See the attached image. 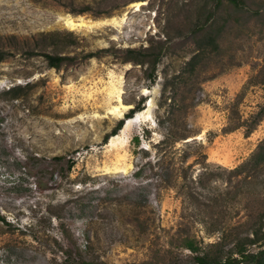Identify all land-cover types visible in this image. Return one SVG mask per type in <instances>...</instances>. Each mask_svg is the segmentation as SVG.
<instances>
[{
	"label": "rangeland",
	"instance_id": "374dc122",
	"mask_svg": "<svg viewBox=\"0 0 264 264\" xmlns=\"http://www.w3.org/2000/svg\"><path fill=\"white\" fill-rule=\"evenodd\" d=\"M238 4L0 0V264H197L186 235L214 256L264 246V165L248 180L222 171L264 141V0ZM124 11L121 27L62 24ZM40 47L76 59L55 69L28 53ZM146 47L160 58L154 80L128 61ZM114 86L129 105L121 116L109 111ZM147 108L110 144L119 120ZM167 132L162 183L153 155ZM207 165L213 175L192 181Z\"/></svg>",
	"mask_w": 264,
	"mask_h": 264
},
{
	"label": "trees",
	"instance_id": "16d2710c",
	"mask_svg": "<svg viewBox=\"0 0 264 264\" xmlns=\"http://www.w3.org/2000/svg\"><path fill=\"white\" fill-rule=\"evenodd\" d=\"M216 1H217V4L220 5L222 4L224 0H216ZM227 1L230 4H232L234 8L236 9L240 8L238 4V0H227ZM54 34H44L43 33L41 34V37L47 38V37L53 36ZM65 36H66V39H68L64 42L66 47L74 46L78 42V39L75 38L71 32H67ZM50 45L51 44L47 46L51 47ZM53 45L57 47L58 44L53 43ZM149 50H150V47L141 48V49H128L129 54L132 55L131 58H128V61H131L135 64H147L151 70L149 74V78L151 80H154V71H155L156 65L160 58H159L158 53H153L151 51L148 53ZM8 53L9 52L5 50L3 51L0 50V61L4 60L6 58V54ZM28 53L30 55L31 54L36 55L35 53H38L44 56L45 60L47 61L48 66L55 68V69H59L67 63H73L74 60L76 59V57L70 56L66 54L65 52L57 51L56 48L53 49V52L46 51L45 48L43 47L31 48V50ZM93 56H96V53L88 54V57H93ZM11 89H12L11 91L16 90L15 87H12ZM127 117H130V115ZM123 125H124V121L119 120L111 135H115L117 131L122 128ZM172 140L173 139L170 137V134L167 132L165 136L155 144L156 145L155 147H157V149L153 155V158H154L153 163L156 165L157 170H158L155 173V178H156V181L158 182L163 183L166 180H168V178H165V177L169 175L170 173L169 167L164 165V161H166L165 160L166 158H163L162 157L163 155H159L160 153L159 149L162 147L168 146V144L171 143ZM132 141L135 146H138L140 143L139 136L134 135L132 137ZM263 162H264V141H261L258 147L256 148V150L252 153V155L248 159H246L244 162L238 164L237 166L231 169H225V168L222 169L220 167L218 168L222 169V171L224 172L231 174L232 177L246 178V180H248V178H252V176L243 177V175H245L246 172H248L249 170H254L257 167L263 166L264 165ZM186 169H187L186 167L182 168L183 171ZM212 171H213L212 167L210 168V165L209 166L207 165L203 167L201 170H199V174L194 176L192 178L193 180L192 179L191 180L197 183L203 182L208 176L210 177L213 175ZM263 218H264V215L260 217V220H263ZM152 220H154V218ZM251 235H252V239H249V241L252 244H254L260 239L259 233L256 231L251 232ZM180 241H181V246L189 249L191 253L195 254L193 258L195 259L197 264H264V246L261 249L257 250L256 252H250V251L246 252L242 246L241 247L236 246L234 250H232L228 255L226 254L225 256H214V255H211L207 250L201 251L199 249L198 240L193 236H190V235L182 236L180 237ZM75 264H96V263L90 262V261H82V262H78Z\"/></svg>",
	"mask_w": 264,
	"mask_h": 264
},
{
	"label": "bare ground",
	"instance_id": "6f19581e",
	"mask_svg": "<svg viewBox=\"0 0 264 264\" xmlns=\"http://www.w3.org/2000/svg\"><path fill=\"white\" fill-rule=\"evenodd\" d=\"M142 2L137 1L132 3V6L135 7V10H138ZM128 19L127 12L124 11L122 15L117 17H108V18H101V19H85L83 17H64L62 24L64 27L69 28L70 30H75L78 32H87L90 30H95L102 28L104 26H115V27H121ZM114 89V90H113ZM112 91H110V94H113L117 104L113 105L109 108L110 113L117 114L118 116H121L123 114V111H125L129 105H126L122 102L121 99V93L122 89L113 87ZM151 105V100L148 102V107ZM150 117V109H143L139 110L135 113L133 117L126 118V122L121 129V132L123 133L126 128L132 123L133 121H143ZM121 136L119 134L112 135L110 138V144H114L117 140H119Z\"/></svg>",
	"mask_w": 264,
	"mask_h": 264
}]
</instances>
